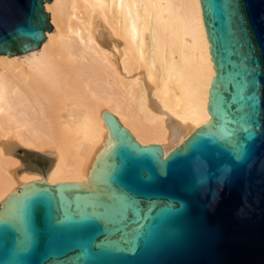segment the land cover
Returning <instances> with one entry per match:
<instances>
[{"label": "water", "instance_id": "obj_1", "mask_svg": "<svg viewBox=\"0 0 264 264\" xmlns=\"http://www.w3.org/2000/svg\"><path fill=\"white\" fill-rule=\"evenodd\" d=\"M49 0H0V54L41 46ZM209 120L166 154L103 110L86 180L0 202V264H264V0H199Z\"/></svg>", "mask_w": 264, "mask_h": 264}, {"label": "bare ground", "instance_id": "obj_2", "mask_svg": "<svg viewBox=\"0 0 264 264\" xmlns=\"http://www.w3.org/2000/svg\"><path fill=\"white\" fill-rule=\"evenodd\" d=\"M40 47L0 54V202L35 179L86 180L114 113L166 154L210 118L214 75L199 0H49ZM26 149L52 157L21 170Z\"/></svg>", "mask_w": 264, "mask_h": 264}, {"label": "rangeland", "instance_id": "obj_3", "mask_svg": "<svg viewBox=\"0 0 264 264\" xmlns=\"http://www.w3.org/2000/svg\"><path fill=\"white\" fill-rule=\"evenodd\" d=\"M17 155L22 164L20 171L34 169L43 176L46 175L53 161L51 156L29 149L17 153Z\"/></svg>", "mask_w": 264, "mask_h": 264}, {"label": "crops", "instance_id": "obj_4", "mask_svg": "<svg viewBox=\"0 0 264 264\" xmlns=\"http://www.w3.org/2000/svg\"><path fill=\"white\" fill-rule=\"evenodd\" d=\"M26 170V169H25ZM28 170V169H27ZM32 171H36L37 172V170H34V169H31Z\"/></svg>", "mask_w": 264, "mask_h": 264}]
</instances>
